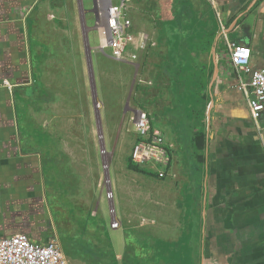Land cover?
Returning <instances> with one entry per match:
<instances>
[{
	"label": "crops",
	"instance_id": "crops-1",
	"mask_svg": "<svg viewBox=\"0 0 264 264\" xmlns=\"http://www.w3.org/2000/svg\"><path fill=\"white\" fill-rule=\"evenodd\" d=\"M98 11L97 0H0V236L46 243L24 204L48 201L47 167L67 182L57 201L91 195L64 164L79 163L101 190L94 126L101 114L112 121L113 95L124 121L149 113L172 156L163 178L113 167L120 250L109 235L119 261L132 230L149 238L136 246L148 264H264V140L228 47H249L251 68H264V0H130L132 33L147 40L128 61L101 49ZM30 139L37 149L26 151Z\"/></svg>",
	"mask_w": 264,
	"mask_h": 264
},
{
	"label": "built area",
	"instance_id": "built-area-1",
	"mask_svg": "<svg viewBox=\"0 0 264 264\" xmlns=\"http://www.w3.org/2000/svg\"><path fill=\"white\" fill-rule=\"evenodd\" d=\"M129 1L105 0L103 5L97 0L99 11L96 28L100 35L101 49L104 52L107 48L110 49V53H106L119 61L136 59L137 53L132 48L143 49L147 40V36L143 35L138 44L137 36L132 33V21L128 14ZM224 29L223 25L222 30ZM228 47L232 65L241 78V88L251 117L264 140V125L260 123L264 112V68H251L252 52L249 47L234 42H228ZM243 74H249L247 82L242 79ZM131 120L137 132L130 153L132 161L151 169L161 178L165 177L170 172L172 156L163 131L153 126L147 111L135 112ZM108 197L113 199L114 192L110 191ZM119 226L118 220L112 223L114 228ZM0 264H68V257L55 240L40 243L32 241L25 233H16L0 236Z\"/></svg>",
	"mask_w": 264,
	"mask_h": 264
},
{
	"label": "rangeland",
	"instance_id": "rangeland-1",
	"mask_svg": "<svg viewBox=\"0 0 264 264\" xmlns=\"http://www.w3.org/2000/svg\"><path fill=\"white\" fill-rule=\"evenodd\" d=\"M99 1L103 5L105 4V0H99ZM106 52L110 53V49L107 48ZM108 67H109L108 68L109 73L111 72L116 73V71H113L115 68L113 64H109ZM108 89L112 92V94L113 93L115 94L116 92H118L117 86L114 84H110V86H108ZM114 101H115V98L112 95V102H111L112 104L108 105V108L110 109V111L111 110L114 111L113 112L114 116L108 117L112 121L105 122L104 116L103 114H101L100 115L101 122L96 123L94 126L99 133L98 141L101 144L100 145L102 149L101 153L104 158L103 169L100 168L102 182L100 183V187H99L101 188V190L98 189L99 194L96 193V190H95L96 183H95L94 177L92 178V180L89 178L88 180L84 178L83 176L85 174V171L84 169L79 170V166H80L79 163L72 164L70 167H66V164H64V168L67 173L69 172L71 175L76 176L79 184H81V182L83 181L85 184L84 186H85L86 191L88 190L89 193H91L90 195L91 199L87 194H81L79 196L77 194V196H75L74 198L76 203L75 202L74 203L77 206L83 207V211H88V209H90L91 212L95 213V216L101 217L100 215H102V217H105V219H107L108 221L107 225L109 227V230L111 229L113 238L115 240L116 247L117 249L120 250L122 248V246L120 245L122 243V239H121L122 231L114 230L116 228L112 227V223L115 222L116 220H118L120 223L119 227H121L123 224L122 220L119 218V215H118V209H117L118 202H117V198L115 197L117 195H115V192H114L115 186H114L113 167L115 169L118 166L122 168H126L128 159L130 157L131 149L136 139V131H135V126L133 124V121L131 120V116L133 114L130 115V117L128 116L127 120L124 121L122 117V114H123L122 112L124 110V107L122 108L121 106L116 107ZM97 102L101 103L100 100L99 101L97 100ZM99 107H101V104ZM100 111L102 112L103 109L100 108ZM94 170L95 169L93 168V171ZM100 191L102 192L100 193ZM110 191L114 192L113 199H110L108 197V193ZM46 198H48L47 195H46ZM43 202L45 203V200H42L40 204L35 203V201L31 204L30 203L24 204L27 207V209L29 208L27 212L29 213L32 223L35 224L36 229H34V231L35 232L37 231L38 233L43 234V235H46L45 233H48V235H46L48 237L45 239L46 242L50 240H55L59 242L61 245V242L59 239L60 233H59L58 226L63 225L64 222L63 220L61 222H57L55 220L58 237L54 238V236H50V234L52 235L53 233V223L51 219L52 218L51 216L53 214L50 213L48 206L46 207L45 204L43 205ZM49 214L50 215L52 214V215L50 216ZM48 217H50V222L47 220ZM19 226L20 225H18V227H16L14 231H19L20 230ZM19 233H22V232H19ZM26 235L29 238H31L28 234ZM68 264H86V263L78 259L74 260L73 258L72 259L68 258Z\"/></svg>",
	"mask_w": 264,
	"mask_h": 264
},
{
	"label": "trees",
	"instance_id": "trees-1",
	"mask_svg": "<svg viewBox=\"0 0 264 264\" xmlns=\"http://www.w3.org/2000/svg\"><path fill=\"white\" fill-rule=\"evenodd\" d=\"M37 72V68L34 65L33 75L35 80ZM37 85L38 82L36 80V84L33 86V92L30 91L31 95L36 94ZM17 112L19 115L23 113L20 107L17 108ZM23 126L26 129L25 125ZM27 126V129L30 131L36 130V128L30 124ZM29 143H31L30 149H26L24 145L26 151L37 149L35 139H30ZM48 157L52 156L49 155ZM127 166L129 169L145 174H156L146 167L135 164L131 157L128 159ZM47 168L46 176L48 177L47 182L50 184L48 185L50 197H48L47 202H43V205L45 204L46 207L48 206L50 213H52L57 220H59V211H57L55 207L61 208L60 220L62 219L64 224L58 226L60 233L59 239L66 256L79 259L87 264H148V262H143L142 253L138 252L136 246L138 245L143 248V242L147 241L149 238L146 236L140 237L142 234L138 236V234L132 230L126 231L128 242L126 243L122 255V261H119L105 220L99 216H93L91 211H83V207L77 206L67 198L64 199V197H61V201L55 200L57 198H55V193H63L64 190L67 192V182L65 183L58 179H52L51 176L55 175L56 172L50 171V167ZM41 201L42 199H40L37 204H40ZM48 220L50 222V217H48ZM132 239L137 241V244H135Z\"/></svg>",
	"mask_w": 264,
	"mask_h": 264
}]
</instances>
